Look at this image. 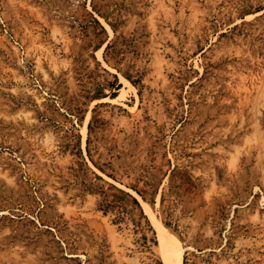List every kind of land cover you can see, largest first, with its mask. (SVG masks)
<instances>
[{
    "label": "rangeland",
    "instance_id": "1",
    "mask_svg": "<svg viewBox=\"0 0 264 264\" xmlns=\"http://www.w3.org/2000/svg\"><path fill=\"white\" fill-rule=\"evenodd\" d=\"M173 252L264 264V0H0V264Z\"/></svg>",
    "mask_w": 264,
    "mask_h": 264
},
{
    "label": "bare ground",
    "instance_id": "2",
    "mask_svg": "<svg viewBox=\"0 0 264 264\" xmlns=\"http://www.w3.org/2000/svg\"><path fill=\"white\" fill-rule=\"evenodd\" d=\"M158 238L160 241V244L162 247H168L169 242L167 241V237L161 232L158 234ZM170 256V263L172 264H179L180 263V253L179 252H173V254L169 255Z\"/></svg>",
    "mask_w": 264,
    "mask_h": 264
}]
</instances>
